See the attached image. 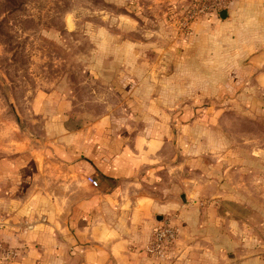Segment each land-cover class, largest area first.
<instances>
[{
  "label": "rangeland",
  "instance_id": "obj_1",
  "mask_svg": "<svg viewBox=\"0 0 264 264\" xmlns=\"http://www.w3.org/2000/svg\"><path fill=\"white\" fill-rule=\"evenodd\" d=\"M236 1L0 0V186L12 183L22 198L46 184L36 104L56 92L45 101L53 108L64 94L68 129L104 121L119 142L141 133L170 141L168 156L204 186L189 203L229 236L218 242L212 230L214 245L196 231L193 246L223 253L219 264H264V61L252 63L264 53V27L253 15L223 29L231 19L221 12ZM164 227L175 238L159 260L148 246ZM179 237L167 214L144 250L171 262Z\"/></svg>",
  "mask_w": 264,
  "mask_h": 264
},
{
  "label": "crops",
  "instance_id": "obj_2",
  "mask_svg": "<svg viewBox=\"0 0 264 264\" xmlns=\"http://www.w3.org/2000/svg\"><path fill=\"white\" fill-rule=\"evenodd\" d=\"M253 15L264 27V0H237L228 13L231 23L222 28L234 31ZM262 61L264 53L252 63ZM45 101L36 104L46 123L44 154L36 161L40 170L46 165L38 176L48 179L31 186L22 198L14 197L18 190L12 183L0 186L10 196L0 197V240L20 253L12 262L0 259V264H219L222 252L211 257L192 244L196 231L216 244L214 219L199 204L189 203L204 193V186L184 175L177 157L168 156L170 141L141 133L134 144L119 142L104 121L87 131L68 129L66 95L55 98L53 108ZM88 177L100 187L94 188ZM183 190L189 193L187 205ZM68 205L75 207L68 212ZM167 214L176 216L180 237L171 262L158 263L144 247ZM216 231L218 242L229 241L227 233Z\"/></svg>",
  "mask_w": 264,
  "mask_h": 264
},
{
  "label": "built area",
  "instance_id": "obj_3",
  "mask_svg": "<svg viewBox=\"0 0 264 264\" xmlns=\"http://www.w3.org/2000/svg\"><path fill=\"white\" fill-rule=\"evenodd\" d=\"M87 182L90 183L94 188H99L100 183L93 177H88ZM175 233L172 228L164 227L156 229L154 232L153 242L148 246V251L154 254L156 258L165 259L166 258V248L167 244L174 240ZM20 253L17 249L7 247L0 240V259L4 262H12L18 259Z\"/></svg>",
  "mask_w": 264,
  "mask_h": 264
},
{
  "label": "water",
  "instance_id": "obj_4",
  "mask_svg": "<svg viewBox=\"0 0 264 264\" xmlns=\"http://www.w3.org/2000/svg\"><path fill=\"white\" fill-rule=\"evenodd\" d=\"M221 17L222 19H226L228 17V12L227 11L221 12Z\"/></svg>",
  "mask_w": 264,
  "mask_h": 264
}]
</instances>
